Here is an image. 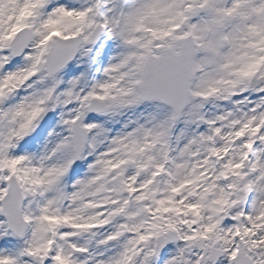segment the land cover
Returning <instances> with one entry per match:
<instances>
[{"label":"snow or ice","instance_id":"snow-or-ice-1","mask_svg":"<svg viewBox=\"0 0 264 264\" xmlns=\"http://www.w3.org/2000/svg\"><path fill=\"white\" fill-rule=\"evenodd\" d=\"M0 264H264V0H0Z\"/></svg>","mask_w":264,"mask_h":264}]
</instances>
